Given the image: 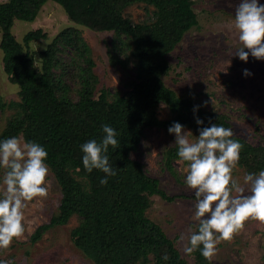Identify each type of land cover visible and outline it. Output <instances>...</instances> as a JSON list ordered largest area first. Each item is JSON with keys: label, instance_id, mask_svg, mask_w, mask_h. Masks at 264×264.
I'll list each match as a JSON object with an SVG mask.
<instances>
[{"label": "trees", "instance_id": "1", "mask_svg": "<svg viewBox=\"0 0 264 264\" xmlns=\"http://www.w3.org/2000/svg\"><path fill=\"white\" fill-rule=\"evenodd\" d=\"M49 1L60 5L69 19L94 31H114L127 39L134 76L125 93L110 94L102 89L97 97L96 66L91 49L78 29L69 28L40 52L41 67L24 47L45 39L38 29L28 32L23 44L13 34L16 21L33 22ZM195 0H6L0 4V30L4 71L10 82L19 87V102L9 106L14 111L0 139L19 136L43 145L46 163L55 175L63 199L59 213L50 224L40 227L32 241L41 240L56 226L68 224L73 216L79 225L73 230L75 245L94 264H191L176 248L162 228L148 217L151 197L158 193V182L147 176L144 165L131 157L149 129L167 131L174 122L189 128L198 136V128L211 123L231 128L227 117L200 108L192 98L180 97L169 89L162 77L170 65L167 56L184 35L197 27ZM154 8L153 22L134 24L124 12L134 4ZM70 46L76 53L74 61L78 88L66 83V76L53 70L60 62L58 52ZM111 63L120 60L116 48L110 52ZM0 105L2 96L0 93ZM168 107L171 118L161 120L159 110ZM195 109V111H194ZM203 120L197 125L196 119ZM117 130L118 144L109 146L108 156L116 175L101 185L105 175L82 165L80 145L89 139L100 140L102 125ZM168 132V131H167ZM242 145L239 167L246 172L264 169V146H255L233 135ZM177 149L169 151V160L178 157ZM194 264H211L196 250ZM167 259H164V257Z\"/></svg>", "mask_w": 264, "mask_h": 264}, {"label": "rangeland", "instance_id": "2", "mask_svg": "<svg viewBox=\"0 0 264 264\" xmlns=\"http://www.w3.org/2000/svg\"><path fill=\"white\" fill-rule=\"evenodd\" d=\"M5 1L0 0V4ZM259 2L264 4V0ZM238 3L239 0H195L193 8L199 24L190 29L169 53L167 60L170 68L162 79L178 96L194 99L205 111L225 115L233 135L244 138L252 145L264 146V59L249 55L245 62L234 55L235 49L240 46L238 34L232 25ZM153 16L154 8L143 3L134 4L124 12V17L134 24H150ZM69 28L78 29L81 38L91 49L96 64L97 97L102 89H107L112 95L125 93L135 68L129 62L130 43L116 32L94 31L76 24L53 1L40 9L33 22L16 21L12 31L23 44L28 32L43 30L45 39L33 41L29 46L23 44L31 56L39 58L40 52L45 51L60 33ZM1 39L0 30V43ZM113 48H116L126 67L122 63H111L110 52ZM75 54L70 46L61 48L57 55L61 63L53 70L60 76H66V83L74 90L79 87L75 77ZM3 56L0 50V129L6 127L8 119L14 114L9 105L20 101L19 87L10 82L4 71ZM37 67H41L40 60ZM244 69H248L251 75L245 76ZM159 118H171L165 105L159 110ZM185 130L196 136L191 129ZM189 138L194 139L192 136ZM174 143V134L163 129H149L139 149L131 157L144 165L149 178L158 182V193L150 199L147 217L162 228L182 256L194 264V254H186L184 247L190 235L189 226L196 223L193 218L195 190L185 184L186 163L178 157L169 160V151L176 148ZM237 162L232 175L247 193L248 186L243 181L246 171ZM3 171L0 169V177ZM45 186L46 195L25 202L24 232L15 237L9 247L0 249V259L8 264H94L75 245L72 232L79 225L77 216H73L64 226L48 230L41 240L32 241L34 233L50 224L59 213L63 199L50 168ZM182 234L185 237L183 240L180 239ZM210 259L211 264H264V220L245 219L229 239L218 242Z\"/></svg>", "mask_w": 264, "mask_h": 264}, {"label": "clouds", "instance_id": "3", "mask_svg": "<svg viewBox=\"0 0 264 264\" xmlns=\"http://www.w3.org/2000/svg\"><path fill=\"white\" fill-rule=\"evenodd\" d=\"M232 25L240 44L234 55L245 62L249 55L264 59V4L259 0H239ZM39 60L35 58L34 65ZM244 75L251 73L244 69ZM196 123L202 125L203 120L197 118ZM167 131L174 134L176 154L186 163L185 184L195 190L196 197L193 211L196 223L189 226L184 252L191 255L199 250L202 256L210 258L218 242L229 239L245 219L264 220V169L244 174L246 193L232 175L242 145L232 138L231 128L211 123L198 128L199 135L193 136L174 121ZM102 133L99 141L89 139L80 149L84 170L103 172L99 183L105 185L109 177L117 174L107 153L109 146L115 147L118 140L117 130L107 123L102 125ZM47 156L46 148L36 141L19 136L0 139V169L4 170L0 177V249L9 247L24 232L25 202L46 195ZM184 238L182 234L180 239ZM0 264L8 262L0 259Z\"/></svg>", "mask_w": 264, "mask_h": 264}]
</instances>
